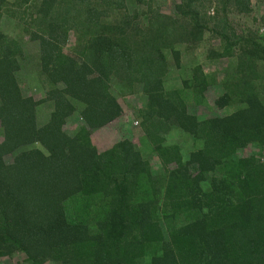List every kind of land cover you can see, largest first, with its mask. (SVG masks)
Wrapping results in <instances>:
<instances>
[{"label":"trees","instance_id":"1","mask_svg":"<svg viewBox=\"0 0 264 264\" xmlns=\"http://www.w3.org/2000/svg\"><path fill=\"white\" fill-rule=\"evenodd\" d=\"M153 1L0 0V258L264 264V15L238 30L252 0ZM206 39L221 70L183 62ZM127 97L139 145H95Z\"/></svg>","mask_w":264,"mask_h":264},{"label":"rangeland","instance_id":"2","mask_svg":"<svg viewBox=\"0 0 264 264\" xmlns=\"http://www.w3.org/2000/svg\"><path fill=\"white\" fill-rule=\"evenodd\" d=\"M10 1V0H6ZM212 1V0H211ZM252 8H253V13L247 16H241V17H236V16H230L231 22L234 24V26L238 29L241 30L243 28H251V23L254 18H259L260 16L264 15V4H257L256 0H252ZM172 6H174V2L171 0H154L153 1V7L155 8H160L162 11H168ZM212 14V13H211ZM14 26L10 23L8 24L7 22L4 21V26L3 29L6 33L12 32ZM76 42H79L78 37H74V35H71L69 38L70 45L75 44ZM36 44L32 43L28 39L25 41L24 45V50L30 54H34L37 52V46ZM218 46L215 42H212L208 39L205 40L203 43L202 47L197 49L196 52H193L195 54V58L192 56H188L187 59L184 57L183 62H186L187 64H194L198 63L200 64L205 71H211V70H221L225 65H226V60H222L219 63H213V62H208L206 61V55L211 48V46ZM176 76L175 72L171 73V76H169V82L168 85L173 87L175 82H173V78ZM26 82V81H25ZM25 87H28L26 89V92L28 95H33L36 97V90L33 87L32 83H27ZM213 96L211 93H207L206 97L208 98L209 103L211 104L213 101ZM126 100V101H123ZM119 103L123 108V116L115 121L114 123L108 125L107 127L103 128L97 133H94L91 135L92 140L95 145H98L101 147L104 144H112L116 141H119L120 139H130L134 144L139 145V137L141 136V131L139 126L136 124V120L132 118L134 115L133 113L136 112V107H140L139 104H137L133 99L127 97L125 99L119 98ZM212 105V104H211ZM44 110L39 111V116L41 118V124L39 126L44 125L47 122V117L45 119L46 113H44ZM215 114L213 115V113ZM220 113V112H219ZM218 114L217 111L211 112L209 115L205 114L203 116L204 118H209L211 116H216ZM40 118L39 122H40ZM81 126L80 122L76 123L75 120H69L67 125L64 127V130L66 131L67 134H72L75 133L76 129H79ZM0 140H1V134H0ZM108 142V143H107ZM189 145V144H188ZM188 145L185 146V148H188ZM31 148H40L38 145H33ZM191 146L189 147V149ZM239 154L244 155L246 153L240 152ZM156 160V159H155ZM152 166L154 167V170L157 171V162L152 161ZM0 264H29L26 262L25 257L22 254H14L10 257L6 258H0ZM49 264V263H45Z\"/></svg>","mask_w":264,"mask_h":264}]
</instances>
